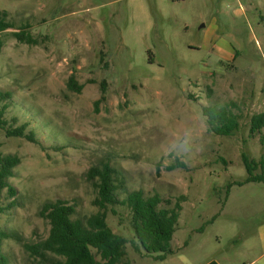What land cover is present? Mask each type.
Returning a JSON list of instances; mask_svg holds the SVG:
<instances>
[{
	"label": "rangeland",
	"instance_id": "obj_1",
	"mask_svg": "<svg viewBox=\"0 0 264 264\" xmlns=\"http://www.w3.org/2000/svg\"><path fill=\"white\" fill-rule=\"evenodd\" d=\"M0 9L14 26L2 33L0 155L21 159L8 178L15 195L2 191L7 264L62 259L27 248L50 233L43 206L64 199L82 221L97 213L89 170L106 161L119 199L136 189L172 205L186 196L164 259L135 246L131 208L110 205V227L128 240L118 264H264V183L235 184L248 176L244 153L264 171L251 132L264 112V0H0ZM23 27L37 44L14 35ZM71 76L82 91L69 88ZM198 94L218 95L240 126L231 135L209 128L203 151L170 169L178 161L158 151L162 125L196 110ZM22 124L36 141L7 134Z\"/></svg>",
	"mask_w": 264,
	"mask_h": 264
},
{
	"label": "trees",
	"instance_id": "obj_2",
	"mask_svg": "<svg viewBox=\"0 0 264 264\" xmlns=\"http://www.w3.org/2000/svg\"><path fill=\"white\" fill-rule=\"evenodd\" d=\"M14 26L9 20V12L0 9V54L4 47L2 33ZM23 27L14 32L20 40L31 44H37L38 39L31 35ZM70 89L82 91L83 85L79 84L74 76L68 81ZM4 110L0 111V125L5 126L3 119ZM210 121L209 128L220 135H231L240 126L239 116L231 106L226 104L219 109H209L206 114ZM26 124H22L14 129H7L9 136H26L32 141H36L32 133H26ZM251 132L258 133L264 148V112L255 114L251 119ZM17 155H0V213L4 211L1 203L2 191L8 187L10 194L15 195V188L8 182V178L13 175V168L20 163ZM243 162L248 176L245 181H237L235 184L246 182L264 183V171L255 173L257 162L250 160L247 154H243ZM264 166V154L260 160ZM185 163L178 161L169 166L174 169L177 166H184ZM89 176L94 180L97 188L95 204L100 210L89 216L85 221L74 219L76 208L64 199L46 202L41 214L49 219L51 228L48 237L38 243L27 245L32 253L45 258L51 252L62 259L56 260L55 264H118L127 255V238L113 231L107 220V210L110 205L117 203L127 204L132 210V226L134 238L148 253L161 252V258H166L173 253L171 241L177 229L180 212L183 208L182 201L186 196L181 195L172 205L171 200H165L158 193L145 195L142 189L129 191L126 198H118L120 185L117 182L116 169L109 161L103 162L101 166L92 167ZM11 234L0 229V243ZM96 252L101 259L98 260ZM8 259L4 254L0 255V264H7ZM209 264H217L212 261Z\"/></svg>",
	"mask_w": 264,
	"mask_h": 264
},
{
	"label": "clouds",
	"instance_id": "obj_3",
	"mask_svg": "<svg viewBox=\"0 0 264 264\" xmlns=\"http://www.w3.org/2000/svg\"><path fill=\"white\" fill-rule=\"evenodd\" d=\"M234 97L230 96V102ZM196 110L187 112L178 123L163 124L165 139L158 148L163 157H173L177 161L194 160L204 149L210 121L205 117L209 109L221 106V98L207 94L195 96Z\"/></svg>",
	"mask_w": 264,
	"mask_h": 264
},
{
	"label": "crops",
	"instance_id": "obj_4",
	"mask_svg": "<svg viewBox=\"0 0 264 264\" xmlns=\"http://www.w3.org/2000/svg\"><path fill=\"white\" fill-rule=\"evenodd\" d=\"M212 261H215V260H212ZM212 261H211V262H212ZM216 262H217V261H216ZM209 263H210V262H209ZM209 263H206V264H209ZM217 264H220V263H219V262H217Z\"/></svg>",
	"mask_w": 264,
	"mask_h": 264
}]
</instances>
